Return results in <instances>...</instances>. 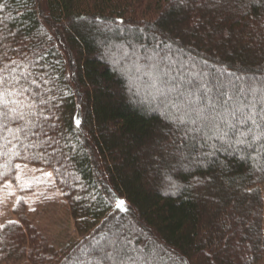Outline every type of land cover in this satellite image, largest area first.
Wrapping results in <instances>:
<instances>
[{"label":"trees","instance_id":"trees-1","mask_svg":"<svg viewBox=\"0 0 264 264\" xmlns=\"http://www.w3.org/2000/svg\"><path fill=\"white\" fill-rule=\"evenodd\" d=\"M23 163L82 239L0 225L5 261L261 264L264 0H0V189Z\"/></svg>","mask_w":264,"mask_h":264},{"label":"rangeland","instance_id":"rangeland-1","mask_svg":"<svg viewBox=\"0 0 264 264\" xmlns=\"http://www.w3.org/2000/svg\"><path fill=\"white\" fill-rule=\"evenodd\" d=\"M262 193L264 197V185ZM11 222L22 223L23 226L32 224L36 230L34 235H39L47 243L49 256L55 251L62 252L68 246H74L82 239L53 171L44 167L23 163L19 165L15 176L4 182L0 189V225ZM123 235L124 241L129 239V236ZM119 239H111L110 247L114 250L122 244V239ZM131 256H135L133 251ZM0 264L34 263L27 259L5 261L0 253ZM261 264H264V260Z\"/></svg>","mask_w":264,"mask_h":264},{"label":"snow or ice","instance_id":"snow-or-ice-1","mask_svg":"<svg viewBox=\"0 0 264 264\" xmlns=\"http://www.w3.org/2000/svg\"><path fill=\"white\" fill-rule=\"evenodd\" d=\"M124 204V201H120L118 207L122 206Z\"/></svg>","mask_w":264,"mask_h":264}]
</instances>
